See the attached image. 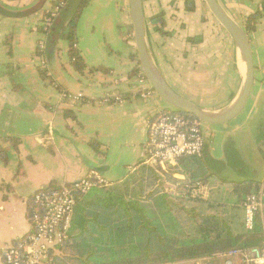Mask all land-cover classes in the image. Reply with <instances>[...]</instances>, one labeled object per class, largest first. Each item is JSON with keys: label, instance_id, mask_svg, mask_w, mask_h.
<instances>
[{"label": "crops", "instance_id": "0c3cea01", "mask_svg": "<svg viewBox=\"0 0 264 264\" xmlns=\"http://www.w3.org/2000/svg\"><path fill=\"white\" fill-rule=\"evenodd\" d=\"M57 1L0 0V150L8 155L7 163L0 158V264L5 247L31 232L36 192L82 180L92 169L116 183L136 173L142 161L156 164L147 161V124L171 109L156 93L144 99L132 74L137 64L131 55L137 50L129 0H90L82 12L75 48L86 65L83 73L75 70L68 42L60 38L76 0H69L52 27L42 31ZM216 1L244 27L264 0ZM143 2L149 53L167 83L203 111L228 109L243 89L246 64L205 1ZM160 15L163 31L152 21ZM249 38L255 81L244 111L223 125L202 124L203 160L218 189L230 181L264 185V12ZM41 42L48 79L41 76L36 57ZM61 91L83 101L69 103ZM116 96L124 102H115ZM159 167L163 181L170 178L166 171H183ZM171 178L186 180L177 172Z\"/></svg>", "mask_w": 264, "mask_h": 264}, {"label": "trees", "instance_id": "16d2710c", "mask_svg": "<svg viewBox=\"0 0 264 264\" xmlns=\"http://www.w3.org/2000/svg\"><path fill=\"white\" fill-rule=\"evenodd\" d=\"M89 2L76 0L71 20L60 33V38L68 42L71 62L80 73L86 65L75 48L77 26ZM263 12L264 1L245 21L248 36L256 32ZM152 21L163 31L162 15ZM42 31L47 32L43 28ZM131 60L137 64L132 74L138 77L143 70L137 52L131 55ZM39 71L43 78H49L47 71L40 67ZM142 76L145 77L144 73ZM173 112L197 120L192 115ZM93 147L104 157L98 145ZM203 154L181 159L179 166L183 171L178 168L166 171L170 178L166 175L165 181L160 177L164 171L158 162L150 166L142 161L136 173L81 198L70 238L59 254H51L50 264H166L260 245L264 228L259 219L251 231L245 230L243 222L234 227L232 224L244 215V204L260 191L262 183L230 181L225 188H215L212 184L215 175L209 171ZM0 158L8 162L5 150H0ZM176 172L186 180L172 179ZM190 201L200 203L202 211L196 205L189 209L184 203Z\"/></svg>", "mask_w": 264, "mask_h": 264}, {"label": "built area", "instance_id": "2783aa9c", "mask_svg": "<svg viewBox=\"0 0 264 264\" xmlns=\"http://www.w3.org/2000/svg\"><path fill=\"white\" fill-rule=\"evenodd\" d=\"M68 1L58 0L47 12L43 22L44 31L52 27ZM36 57L39 67L47 71L49 76L45 43H39ZM142 74L137 77V83L141 89H144L141 96L147 99L153 96L155 91ZM61 95L69 103L83 101L82 96L78 94L61 91ZM114 101L123 103L124 99L116 96ZM103 102L107 103L111 100L105 98ZM145 147L148 162L178 167L179 161L185 157L202 156L205 147L202 124L198 120H188L184 116L177 115L172 109L159 111L147 124ZM109 184L103 173L92 169L82 180L59 187L43 188L36 192L31 204V232L16 243L5 247L4 264H50L51 254H59L60 248L70 238L79 200L94 189L107 187ZM258 219L264 228V185L257 194L248 197L244 204L245 230H253ZM166 264H264V237L258 246L232 248L210 257Z\"/></svg>", "mask_w": 264, "mask_h": 264}, {"label": "water", "instance_id": "95a60500", "mask_svg": "<svg viewBox=\"0 0 264 264\" xmlns=\"http://www.w3.org/2000/svg\"><path fill=\"white\" fill-rule=\"evenodd\" d=\"M204 1L213 16L232 36L246 64L245 83L239 97L228 109L218 113L199 109L171 88L149 53L147 44V20L143 0H129V6L140 67L150 83L152 90L171 107L172 111L192 115L201 124L223 125L233 121L244 111L255 81V66L250 38L244 27L236 22L216 0Z\"/></svg>", "mask_w": 264, "mask_h": 264}, {"label": "rangeland", "instance_id": "374dc122", "mask_svg": "<svg viewBox=\"0 0 264 264\" xmlns=\"http://www.w3.org/2000/svg\"><path fill=\"white\" fill-rule=\"evenodd\" d=\"M70 5H72V3L70 4ZM70 7V6H69ZM74 8V5H72V9ZM189 209L191 208V207H193V206H197V210L199 211V212H201L202 211V205L200 204V203H195L194 201H190V202H188V203H184ZM208 214H211V212L209 213L208 212ZM242 220H243V216H241V218H240V220L239 219H236L234 222H233V224H232V226L234 227L236 224H239V223H242ZM235 223V224H234Z\"/></svg>", "mask_w": 264, "mask_h": 264}]
</instances>
